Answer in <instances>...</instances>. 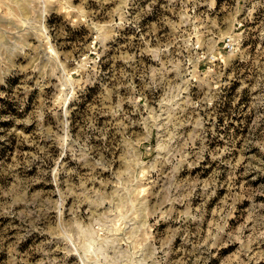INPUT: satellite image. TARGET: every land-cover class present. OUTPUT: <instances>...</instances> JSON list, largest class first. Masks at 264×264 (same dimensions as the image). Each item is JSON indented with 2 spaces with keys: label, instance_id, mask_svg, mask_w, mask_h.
I'll list each match as a JSON object with an SVG mask.
<instances>
[{
  "label": "rangeland",
  "instance_id": "1",
  "mask_svg": "<svg viewBox=\"0 0 264 264\" xmlns=\"http://www.w3.org/2000/svg\"><path fill=\"white\" fill-rule=\"evenodd\" d=\"M0 264H264V0H0Z\"/></svg>",
  "mask_w": 264,
  "mask_h": 264
},
{
  "label": "trees",
  "instance_id": "2",
  "mask_svg": "<svg viewBox=\"0 0 264 264\" xmlns=\"http://www.w3.org/2000/svg\"><path fill=\"white\" fill-rule=\"evenodd\" d=\"M54 19H59V18H58V16H54V15L51 16V18H49V20L47 22L49 28H52L53 27V23H54L53 21H54ZM81 29H82V31L86 32L85 28H81ZM73 33H76V32H73ZM70 40H71V38H70Z\"/></svg>",
  "mask_w": 264,
  "mask_h": 264
}]
</instances>
